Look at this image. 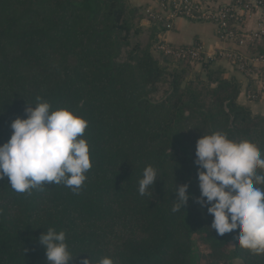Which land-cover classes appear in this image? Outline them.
<instances>
[{"label": "trees", "instance_id": "16d2710c", "mask_svg": "<svg viewBox=\"0 0 264 264\" xmlns=\"http://www.w3.org/2000/svg\"><path fill=\"white\" fill-rule=\"evenodd\" d=\"M143 19L128 0H0V144L40 96L88 122L92 163L78 192L51 184L18 193L0 180V264H47L38 238L48 228L66 233L70 264H264L237 230L211 229L193 200L172 212L175 184L200 195L198 138L226 133L264 154V115L238 103L239 85L213 62L170 67ZM148 165L157 181L141 196Z\"/></svg>", "mask_w": 264, "mask_h": 264}, {"label": "clouds", "instance_id": "9594fccd", "mask_svg": "<svg viewBox=\"0 0 264 264\" xmlns=\"http://www.w3.org/2000/svg\"><path fill=\"white\" fill-rule=\"evenodd\" d=\"M88 122L68 108L52 109L37 96L26 103L24 117L10 123L11 135L0 144V180L7 177L11 188L24 193L43 191L45 186L63 184L78 192L92 167L90 150L83 138ZM194 164L200 195L188 192L189 184H175L172 212L193 200L213 217L210 228L218 235L237 230L234 239L255 254L264 253V154L248 140L234 141L226 133L213 132L198 138ZM157 181L156 169L148 165L139 180V194ZM47 264H70L66 233L48 228L39 236ZM81 264H92L89 256ZM96 264H114L102 257Z\"/></svg>", "mask_w": 264, "mask_h": 264}, {"label": "built area", "instance_id": "2783aa9c", "mask_svg": "<svg viewBox=\"0 0 264 264\" xmlns=\"http://www.w3.org/2000/svg\"><path fill=\"white\" fill-rule=\"evenodd\" d=\"M254 10L261 14L257 26L264 34V0H144L140 7L144 19L157 30L155 50L175 61H195L199 65L218 59L226 60L245 75H250L254 68L264 71V51L250 55L229 50L223 45L235 39L237 33L241 32L243 18L252 15ZM178 19L213 24L221 46L207 53L198 42L188 46L165 42L163 32L171 30ZM255 79L258 81L257 93L248 94L250 100L264 95V75L257 74Z\"/></svg>", "mask_w": 264, "mask_h": 264}, {"label": "crops", "instance_id": "0c3cea01", "mask_svg": "<svg viewBox=\"0 0 264 264\" xmlns=\"http://www.w3.org/2000/svg\"><path fill=\"white\" fill-rule=\"evenodd\" d=\"M131 5L138 8L143 4V0H128ZM261 14L254 10L253 14L243 18L240 28L235 39L227 42L223 46L229 50L253 54L264 51V34L260 31L257 24L259 23ZM141 26L149 28L147 21L142 20ZM163 40L169 44L177 46H188L198 42L204 51L211 53L221 46V40L218 37L216 27L211 23H193L185 19L175 21L173 27L169 31L163 32ZM214 67H220L224 70L226 76L235 81L240 88L237 101L240 105L246 106L253 114L264 115V95L255 100L247 98L248 94L257 93V74L264 75L261 68H254L250 75L240 72L229 61L218 59L213 62Z\"/></svg>", "mask_w": 264, "mask_h": 264}, {"label": "rangeland", "instance_id": "374dc122", "mask_svg": "<svg viewBox=\"0 0 264 264\" xmlns=\"http://www.w3.org/2000/svg\"><path fill=\"white\" fill-rule=\"evenodd\" d=\"M143 2H144V0H143ZM140 9V8H139ZM143 20H145V19H143ZM146 21V20H145ZM155 53H157V51L158 50H153ZM173 60V59H172ZM187 61V60H186ZM183 62V63H188V64H190L191 65V67H193L194 69H200V66L201 65H199V63L198 62H195V61H187V62ZM179 62L180 63H182V61H175V60H173L172 62H169V66L170 67H176V66H178L179 65ZM195 248L196 249H198L199 251H201V252H203V253H205L206 251H205V249H204V247H203V245H201V244H198V243H195ZM232 264H242V262H240V261H233L232 262Z\"/></svg>", "mask_w": 264, "mask_h": 264}]
</instances>
